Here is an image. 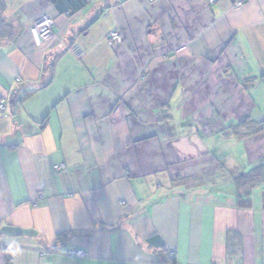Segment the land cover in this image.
Segmentation results:
<instances>
[{
  "label": "crops",
  "instance_id": "1",
  "mask_svg": "<svg viewBox=\"0 0 264 264\" xmlns=\"http://www.w3.org/2000/svg\"><path fill=\"white\" fill-rule=\"evenodd\" d=\"M2 1L0 264H264V0Z\"/></svg>",
  "mask_w": 264,
  "mask_h": 264
},
{
  "label": "built area",
  "instance_id": "2",
  "mask_svg": "<svg viewBox=\"0 0 264 264\" xmlns=\"http://www.w3.org/2000/svg\"><path fill=\"white\" fill-rule=\"evenodd\" d=\"M87 3L93 2V0H85ZM210 3L214 2L215 0H207ZM243 1L237 0L235 2V5H241ZM54 27V21L52 17L44 13L40 15L38 18H36L30 28L31 35L33 37V40L37 46H43L44 44H47L49 41L57 38V33L53 30ZM107 40L111 44H119L122 41L121 33L119 30H112L108 34ZM5 106L4 101L0 99V108H3ZM64 164H56L54 165V169H63ZM169 256H174V252L172 250H168ZM43 254V253H42ZM67 254L76 256V257H82L85 255V253L82 250H68Z\"/></svg>",
  "mask_w": 264,
  "mask_h": 264
},
{
  "label": "trees",
  "instance_id": "3",
  "mask_svg": "<svg viewBox=\"0 0 264 264\" xmlns=\"http://www.w3.org/2000/svg\"><path fill=\"white\" fill-rule=\"evenodd\" d=\"M83 3H87L85 0H82ZM4 8V3L2 0H0V10ZM3 21L0 18V39H2L5 34V26H3ZM233 128L235 126H232ZM233 182L236 187L237 193L240 196H245L246 194H249L251 191V188L255 185L261 184L264 182V161L261 162L259 165L255 166L254 168L250 169L247 172H240L237 175L233 176ZM72 232L63 233L58 235L57 240H68V236H70ZM4 251H6V264H11V260L9 257V251L10 249L8 247L4 248ZM168 251V250H167ZM164 252V258L173 263L174 262V256H169L168 252Z\"/></svg>",
  "mask_w": 264,
  "mask_h": 264
}]
</instances>
